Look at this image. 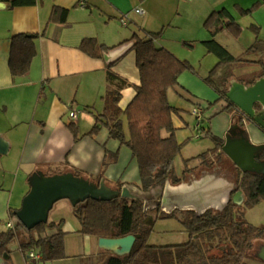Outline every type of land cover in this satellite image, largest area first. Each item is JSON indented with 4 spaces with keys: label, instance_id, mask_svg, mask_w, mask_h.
I'll list each match as a JSON object with an SVG mask.
<instances>
[{
    "label": "crops",
    "instance_id": "crops-1",
    "mask_svg": "<svg viewBox=\"0 0 264 264\" xmlns=\"http://www.w3.org/2000/svg\"><path fill=\"white\" fill-rule=\"evenodd\" d=\"M257 1L37 0L33 5L11 7L8 1L0 0V146L6 149V152H0V220H12L16 225V211L31 189L29 178L37 171L53 175L64 172L76 174V170H80V174L76 175L90 178L98 184L104 180L108 186L118 190L127 186L133 194L146 198L148 211L152 214L156 209H159V214L188 209L199 212L226 205L231 196L233 199L234 194L242 190L233 193L246 171L235 164L222 146L211 153V161L202 160L204 151L201 149L192 156L195 161L189 163L185 160L184 169L176 170L179 183L168 182L163 188L143 192L138 187L141 181L138 162L130 148L112 138L105 123H102L98 133L91 135L89 132L98 116L103 120L107 118L103 112L104 96L108 92L119 91L118 106L125 110L136 94V86L141 83L136 52L129 49L131 43H121L134 33L142 34L144 30L161 33L157 43L171 51L176 50L172 45L175 36L184 42L202 43L212 38L204 27L205 20L213 11L222 8L228 9L241 26L248 17H253L252 25L259 27L261 23L254 18L255 11L252 15H242L238 8H249ZM260 1L264 3V0ZM140 5L146 13L134 14V9ZM55 6L69 10L65 23L50 19ZM263 9L264 4L259 10ZM125 13L130 14L131 20L126 25L121 20ZM170 28L174 32L169 34ZM19 33L41 35L35 41L37 54L30 70L14 77L9 65L11 44L12 37ZM229 33L232 34L223 29L215 40L234 56L245 54L250 46L234 53L222 40ZM86 39H96L110 49L100 52V56L91 55L81 48ZM245 57L264 58V51ZM110 62H113L111 77L108 75ZM251 66L243 71L238 69L233 78L251 84L249 81L262 70V65ZM183 87L175 89L182 97L194 101L191 90ZM219 97L218 94V103H214L217 106L211 115H216L214 119L217 122L208 121L204 125L206 131L223 139L224 143L229 133H237L239 128L244 127L253 143L263 144L264 131L254 122L242 120L230 101ZM178 108L181 112L174 114L173 119L176 135L182 140L179 130L186 129L189 121L184 117V109ZM190 108L186 107V110ZM72 111L78 112L77 118L70 116ZM122 116L129 136L127 119ZM70 124L77 128V136ZM182 133L186 135V132ZM242 198V203L237 205L240 213H244V192ZM181 216L179 212L178 217ZM61 219L58 217L54 221ZM68 224L63 222L61 228L66 230ZM72 228L73 232L68 233V229L65 235L66 257L53 262L67 264V261L79 258L80 253L69 250L75 248L77 243L74 241L81 242L83 248L80 252H86V264H105L109 253H114L100 246L98 237L78 232L80 224L75 225V230ZM257 254V259L264 262V242L257 246Z\"/></svg>",
    "mask_w": 264,
    "mask_h": 264
},
{
    "label": "trees",
    "instance_id": "trees-1",
    "mask_svg": "<svg viewBox=\"0 0 264 264\" xmlns=\"http://www.w3.org/2000/svg\"><path fill=\"white\" fill-rule=\"evenodd\" d=\"M4 1H8L11 7L33 5L37 2V0ZM263 4L259 0L249 8L240 6L238 8L242 15H248ZM68 14V9L55 6L50 19L65 23ZM204 27L212 38L202 43L209 53L219 58V62L205 80L220 95L219 99H227L226 92L234 77V64L242 62L262 65V70L253 75L249 83L264 75V58L245 57L247 54L264 51L263 39L257 37L246 53L240 56H234L215 40V36L223 29L229 30L236 37L242 32V26L228 9L213 11L205 20ZM252 28L256 32L259 29L254 25ZM160 34L144 30L142 34L134 33L131 38L121 43H131L129 49L135 50L141 83L136 86V94L125 110L118 106L121 96L119 91L108 92L104 96L103 112L107 118L103 120L98 116L96 124L89 132L91 135L98 133L102 123H105L109 128L110 136L130 148L138 162L141 179L138 187L143 192L163 188L168 182L172 184L180 182L175 160L182 150L183 143L176 135L173 118L174 114L181 112V109L170 104L168 91L171 88L183 87L179 83V76L185 70L193 69L187 60L179 58L171 50L157 43ZM40 35L19 33L12 37L9 65L14 77L22 76L30 70L37 54L35 41ZM81 48L94 56H100V52L110 49L104 44H99L96 39L84 40ZM112 65L113 62L108 64L110 77L113 76L110 70ZM230 104L234 106L231 102ZM122 115L127 119L129 136L126 134ZM70 127L77 136V128L73 124H70ZM164 132L168 134L165 135ZM212 137L216 146L208 150L210 153L215 152L223 144V139L215 135ZM206 153L204 152L203 155L205 156ZM261 157L264 160V150ZM238 189L243 190L245 204L249 206L264 198V170L244 172L238 188L233 193ZM73 207L80 223L81 233L98 238L140 234L129 253L123 255L112 253L105 259V264H249L247 258L254 241L259 238L264 241V226H257L238 216L237 205L233 203L232 196L222 208H210L202 212L188 209L159 214V209H156L155 214H152L148 211L146 198L124 196L111 200L89 198ZM179 212L182 213L181 217H178ZM162 216L178 217L189 232L190 239L180 244L163 246L150 244L148 237L152 232L154 221ZM63 222V219L60 222L48 221L28 229L18 220L15 228L0 232V256L9 252L10 242L18 237L20 229H23L27 233L38 230L40 236L30 237L21 242L22 250L35 249L41 254V260L46 261L64 258V240L67 232L61 228ZM47 228H55L57 231L42 236ZM216 240L218 242L215 244ZM215 248L217 251H214Z\"/></svg>",
    "mask_w": 264,
    "mask_h": 264
},
{
    "label": "rangeland",
    "instance_id": "rangeland-1",
    "mask_svg": "<svg viewBox=\"0 0 264 264\" xmlns=\"http://www.w3.org/2000/svg\"><path fill=\"white\" fill-rule=\"evenodd\" d=\"M258 10L259 9H256L254 14L256 16L254 18H258L261 23L258 24L259 30H257V32L255 31L254 28H252V24L254 20L253 17H248L249 19H247V21H243L241 23L243 27H242V32L239 36L235 37L229 33L230 35H226V38L225 37L222 38V40L226 42L227 45H229L231 51H233L234 53H240L241 51L246 49V47L248 48L249 46H251L256 40V37H259L260 39L264 40V9L259 11ZM168 32L170 34L171 32L174 31L173 29L170 28L168 29ZM172 43H173L172 45L176 49L175 51L172 52L175 53V55H177L179 58L183 60H187L193 66L192 70H185L184 72L181 73V75L179 76V83L182 86H185L191 90V92L194 94V97L192 98L194 101H189L185 97H182V95H180L178 91L174 88H171L168 91V99L170 104L175 107L183 108L184 117L189 121L188 127L186 128L187 131L186 129L179 130L180 138L182 139L179 141L182 142L183 145L180 154L176 157L175 168L176 170L177 169L180 170L181 168L184 169L185 160L186 162L189 163L195 161L196 158H193L192 156L197 155L200 149H201L200 151L205 152L209 148L215 145V142L212 137L213 134L212 133L208 134L206 130H204L201 137H196L197 131L194 130L195 119L191 110L194 106H201L204 109L205 113L206 111L208 112V114L207 113L205 114L206 119L204 121V125L206 126L208 121H214V123L216 124L217 119H214L216 115L213 116L211 115L217 106V104L214 103L217 101L218 94L215 91V89L206 82L205 78L209 76L210 71L219 62V58L215 54L209 53L207 51L206 46L201 42H184L175 36ZM234 66H235L233 67L234 72L237 71L238 69H241V71H243V69L245 68L252 67L250 63H242V62L239 64H234ZM216 103H218V101ZM209 105L211 107L207 109ZM186 107L189 108L191 107L190 108L191 110L187 111ZM182 131L186 132V135L182 133ZM212 156L213 155H211L210 151H208L206 155L203 156L202 160L211 161L210 159H212ZM189 157L191 158L187 160V158ZM198 162H200V160H198ZM76 174H80V170H76ZM119 187L121 188L122 186ZM201 210H199V212ZM243 210L244 213H240V211H237L238 216L244 218L245 220L257 226H264V198L259 200L253 206H249L245 204ZM163 213L167 214V212H163ZM58 217H61L64 220V222L66 221V223H69L67 225V229L64 230V231H68L69 229L70 232L68 233L73 232L70 230L72 227H73L72 229L75 230L74 229L75 225L78 226L80 224L77 217L75 216L74 207L70 203L69 199H61L58 202H56V204L54 205L53 209L50 212L49 221L50 222L54 221ZM8 221H9L8 219L0 220V231L10 229L9 227H7L6 224ZM56 231L57 229H55L54 231V229L52 228H47L42 233V236L52 234ZM39 236H40V232L38 230H34L30 233H27L25 230L20 229L18 233V237L14 238V240H12L9 244V248L11 252H10V258L7 260L6 264H63L61 262H53L52 260L46 261L41 259L35 260L33 258H28L29 251L28 249H24V250L21 249L20 246L21 242L30 239V237H39ZM189 239H190V234L186 230L184 225L181 223L178 217L162 216V217H157L155 219L152 227V232L148 237V242L153 245L163 246V245L185 243ZM74 242L77 243L75 244V248L69 250L70 251L75 250L76 253H80L79 254L80 259L74 258L71 259L70 261H67L66 263L74 264L76 262H80L81 264H86L87 263L86 252L85 254L84 252L82 253L80 252L81 247L83 248V246L80 244L81 242L78 241H74ZM217 242L218 240L215 241V244ZM263 242L264 241L262 238L256 239L254 241L253 248L249 251V257L247 258L249 264H264L263 261L257 259L258 257L257 246H259ZM222 243L224 242H221V244ZM214 251H217V249L215 248ZM65 257H66V253H65Z\"/></svg>",
    "mask_w": 264,
    "mask_h": 264
},
{
    "label": "water",
    "instance_id": "water-1",
    "mask_svg": "<svg viewBox=\"0 0 264 264\" xmlns=\"http://www.w3.org/2000/svg\"><path fill=\"white\" fill-rule=\"evenodd\" d=\"M226 97L234 105L242 120L254 122L264 131V75L251 84L232 79ZM240 130L239 135L236 132L229 133L222 144V150L243 171H263L264 160L259 158L264 150V143H253L247 129L241 127ZM232 135L236 137L233 138ZM0 152H6L2 145ZM29 182L31 189L23 198L21 208L16 211L17 219L28 229L47 223L55 203L61 199H69L73 205H77L89 198L111 200L119 196L141 197L130 192L127 186L122 190L114 189L104 180L98 184L90 178L78 176L73 172L46 175L42 171H37L29 178ZM242 194V190L234 194V204L242 203ZM138 237L140 234L100 237L99 242L100 246L123 255L131 251ZM9 257L8 253L0 256V264H5Z\"/></svg>",
    "mask_w": 264,
    "mask_h": 264
},
{
    "label": "built area",
    "instance_id": "built-area-1",
    "mask_svg": "<svg viewBox=\"0 0 264 264\" xmlns=\"http://www.w3.org/2000/svg\"><path fill=\"white\" fill-rule=\"evenodd\" d=\"M134 11L137 14L144 15L146 13V10L143 6H137ZM122 23L123 24H128L130 21V14L125 13L121 17ZM192 114L194 115L195 123H194V128L197 131L196 137H201L202 133L204 132V121L206 119L205 117V112L204 109L201 106H194L192 108ZM70 116L73 118H77L78 112L77 111H72L70 113ZM7 227L9 228H15V223L12 220H9L7 223ZM29 257L34 258L35 260L41 259V254L38 253L35 249H32L29 251Z\"/></svg>",
    "mask_w": 264,
    "mask_h": 264
},
{
    "label": "flooded vegetation",
    "instance_id": "flooded-vegetation-1",
    "mask_svg": "<svg viewBox=\"0 0 264 264\" xmlns=\"http://www.w3.org/2000/svg\"><path fill=\"white\" fill-rule=\"evenodd\" d=\"M241 133V130H240V128H239V131L237 132V135H239ZM259 160H263V158L261 157ZM10 250H9V252H8V254L10 255ZM3 256V255H2ZM31 258V257H30ZM34 259V258H33ZM7 261V260H6ZM7 262H5V264H6Z\"/></svg>",
    "mask_w": 264,
    "mask_h": 264
}]
</instances>
